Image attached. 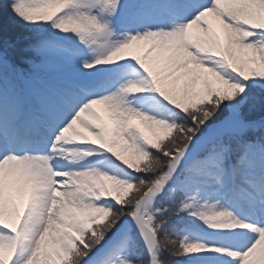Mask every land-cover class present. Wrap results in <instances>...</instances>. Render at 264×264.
<instances>
[{"label":"snow or ice","instance_id":"obj_1","mask_svg":"<svg viewBox=\"0 0 264 264\" xmlns=\"http://www.w3.org/2000/svg\"><path fill=\"white\" fill-rule=\"evenodd\" d=\"M0 264H264V0H0Z\"/></svg>","mask_w":264,"mask_h":264},{"label":"rangeland","instance_id":"obj_2","mask_svg":"<svg viewBox=\"0 0 264 264\" xmlns=\"http://www.w3.org/2000/svg\"><path fill=\"white\" fill-rule=\"evenodd\" d=\"M19 31H23V29H19Z\"/></svg>","mask_w":264,"mask_h":264}]
</instances>
